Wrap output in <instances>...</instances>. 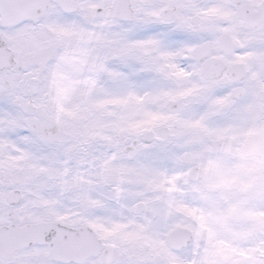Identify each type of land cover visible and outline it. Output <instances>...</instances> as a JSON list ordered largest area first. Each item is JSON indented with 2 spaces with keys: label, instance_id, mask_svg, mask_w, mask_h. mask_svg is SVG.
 Instances as JSON below:
<instances>
[{
  "label": "snow or ice",
  "instance_id": "snow-or-ice-1",
  "mask_svg": "<svg viewBox=\"0 0 264 264\" xmlns=\"http://www.w3.org/2000/svg\"><path fill=\"white\" fill-rule=\"evenodd\" d=\"M0 264H264V0H0Z\"/></svg>",
  "mask_w": 264,
  "mask_h": 264
}]
</instances>
